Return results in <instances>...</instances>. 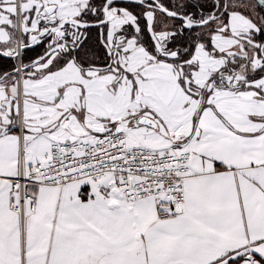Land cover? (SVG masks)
Wrapping results in <instances>:
<instances>
[{"label": "snow or ice", "instance_id": "6c2138e0", "mask_svg": "<svg viewBox=\"0 0 264 264\" xmlns=\"http://www.w3.org/2000/svg\"><path fill=\"white\" fill-rule=\"evenodd\" d=\"M0 264H264V0H0Z\"/></svg>", "mask_w": 264, "mask_h": 264}]
</instances>
